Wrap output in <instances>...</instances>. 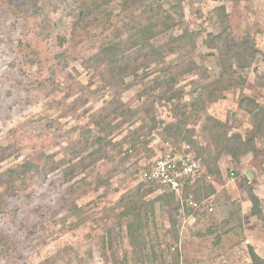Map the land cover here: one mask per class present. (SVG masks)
Wrapping results in <instances>:
<instances>
[{
    "label": "rangeland",
    "instance_id": "obj_1",
    "mask_svg": "<svg viewBox=\"0 0 264 264\" xmlns=\"http://www.w3.org/2000/svg\"><path fill=\"white\" fill-rule=\"evenodd\" d=\"M121 1L115 15L134 33L170 17L157 38L178 40L165 66L123 79L99 55L114 37L101 17L74 30L71 0H0V264H252L251 249L264 262V0H127L123 12ZM232 41L252 48L244 70ZM231 66L242 87L227 89ZM164 69L180 75L182 99L151 89ZM205 86L222 98L194 107ZM185 148L201 161L195 194L212 212L178 197L168 206V191L142 181Z\"/></svg>",
    "mask_w": 264,
    "mask_h": 264
},
{
    "label": "trees",
    "instance_id": "obj_2",
    "mask_svg": "<svg viewBox=\"0 0 264 264\" xmlns=\"http://www.w3.org/2000/svg\"><path fill=\"white\" fill-rule=\"evenodd\" d=\"M35 1L38 2V0H35ZM130 1L133 4L139 2V0H130ZM126 2L127 0H122L121 4L118 5L120 9L117 7V10H120L121 12L125 11L124 6ZM68 4L72 7V12H71V15L69 16V20L74 26V30L78 28L79 23H84L87 21L94 23L98 21V17H101L102 20H99V21L100 23L106 26V30L114 29L113 31L114 37L110 39L107 44L103 45V47L100 49L99 55L109 56L112 59L114 58L116 60V61L114 60V63H116L117 69L119 71L118 75L122 77L123 79L130 77V76L137 77L138 71L141 68L147 70V68L149 67V65H151V63L159 65V66L160 65L165 66L166 58L169 57V55L176 53V50L174 47L176 46V43L178 42L177 39H174L171 43H166V44L157 42V38L164 31L167 32L170 29L171 25L167 24V21L170 19V17H166L164 20L150 22L149 24L145 25L146 27L144 26L145 29L144 27L141 29H137L136 32L134 33L133 27H131V25H129L128 23H126V21H124L122 14L115 15L116 8H114V5L116 6L117 2H113V0H71V2H68ZM227 18H228L227 14L223 13V19H227ZM119 30H124L126 33H129L130 38L131 36H134L132 40L135 41L136 45H134V47L136 48L133 47L134 49L133 48L128 49L126 47L127 43L131 39L123 40L121 37H117L118 35L117 33ZM144 32H148L149 36L148 37L144 36ZM217 37L219 38V41L218 40L217 41L220 42L222 38V33L219 34ZM232 44H233V41H232ZM232 44L226 45V48L229 51H233V52L234 51L236 52L238 50V52H236V54L232 56V58H238V68L239 69L241 70L246 69L248 65L246 63L245 64L243 63V53L247 52L249 49L252 50V48L250 46L247 47L248 45H243V43L238 45L236 42L235 44H233V47H235L233 48L231 47ZM129 51H131L132 53ZM135 52H139V53L141 52L142 56L140 57L142 59L137 58L136 60H134V62H132V64L126 63L127 61L131 62V56ZM118 63L120 64V66L118 65ZM144 75L147 76L148 74H144ZM179 77L180 75L177 72L173 70L169 71V69H164L154 79L155 80L154 85L151 89L152 90L162 89V97L168 102H175L177 100H180L183 98V91L181 92L180 89L178 88L176 89L179 83ZM224 77L227 79L229 83L227 85V89L235 85H240L241 87L243 85L241 75L238 73L237 70L233 69L232 66L229 68V72H227V74ZM204 89L209 91L207 98L201 96L198 101L195 100L194 107H196L199 104L201 105V103L205 104L209 102H214L222 98L221 92L216 89H212L211 86H205ZM246 101H248L249 103L253 102L252 99L245 98L244 100L242 99L241 104H245ZM166 129L168 130L170 134L174 133V134H177V136L182 133V128L179 126L176 128L174 126H168ZM184 151L191 152L188 148H185ZM106 152L107 151L105 150V156L108 155L106 154ZM197 159L200 161L198 157ZM217 161H218V158H216L215 164ZM15 172H16L15 170H12L9 173V179L11 180L12 183L16 181V179L14 180V175H13ZM26 175L27 174L25 172L21 173V177L26 176ZM143 182L146 184H150L145 181ZM0 183L2 185H5V182L3 181V179L1 180ZM1 184H0V187H1ZM150 185H153L161 189V187L156 184H150ZM195 187L196 186H188L184 190V194L192 192L194 193L196 199L198 200L195 194ZM164 190L168 191L169 194L166 199L160 198L162 199V203L165 200L167 201L166 204H168V206H171L169 204L170 201L176 204L175 197H178V196L174 192H171L167 189H164ZM143 196L144 194L142 193V189H139L134 198L141 199V197ZM250 197H251L252 204H253L254 214L260 213L261 204H260L259 198L253 192H250ZM130 204H136V200L134 199L130 200ZM145 208H146V205L142 209H145ZM177 208H178L177 206L175 208L173 207L174 210ZM142 209L139 208V210L136 213L135 219H137L138 222H140L143 217ZM128 231L130 234L132 233L131 224L128 226ZM250 255H251L252 264H264V262H262L261 258L255 253L254 250L251 249Z\"/></svg>",
    "mask_w": 264,
    "mask_h": 264
},
{
    "label": "built area",
    "instance_id": "obj_3",
    "mask_svg": "<svg viewBox=\"0 0 264 264\" xmlns=\"http://www.w3.org/2000/svg\"><path fill=\"white\" fill-rule=\"evenodd\" d=\"M202 176L200 161L192 152L169 150L155 159L141 174L142 181L156 184L162 189L174 192L183 204L199 211L205 205L206 210L214 211L213 204L200 202L194 193L184 194L188 186H195Z\"/></svg>",
    "mask_w": 264,
    "mask_h": 264
}]
</instances>
